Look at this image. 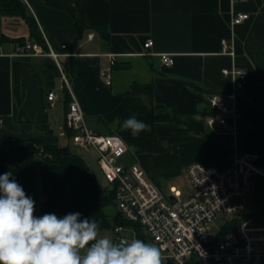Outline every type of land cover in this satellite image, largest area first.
<instances>
[{"label":"crops","instance_id":"obj_1","mask_svg":"<svg viewBox=\"0 0 264 264\" xmlns=\"http://www.w3.org/2000/svg\"><path fill=\"white\" fill-rule=\"evenodd\" d=\"M23 1L60 57L13 55L14 41L33 40L31 29L21 17H0L1 134L70 146L66 112L71 98L63 70L88 127L121 136L133 161L128 164H139L166 195L177 188L185 199L193 192L191 163L219 164L235 151L228 137L216 135L221 127L205 122L209 97L231 102L233 83L223 77L224 69L235 65L248 73V87L237 99L240 130L264 131V0H82L86 21L106 26L110 35L86 31L79 42L75 0ZM234 10L250 18L233 27ZM222 39L234 44V59L220 53ZM147 40L154 41L152 48L145 49ZM161 54L171 55L174 66H164ZM134 86L141 88L138 93L132 92ZM53 90L60 98L51 106L47 97ZM153 114L169 119L149 125ZM131 116L150 130L138 137L122 131ZM183 178L189 181L187 192ZM262 190L264 180H256L253 192ZM246 215L264 224V217Z\"/></svg>","mask_w":264,"mask_h":264},{"label":"built area","instance_id":"obj_2","mask_svg":"<svg viewBox=\"0 0 264 264\" xmlns=\"http://www.w3.org/2000/svg\"><path fill=\"white\" fill-rule=\"evenodd\" d=\"M249 18V14L234 10L232 26L241 25ZM153 45V40H147L144 47L149 49ZM66 47L63 45L62 49ZM12 50L17 56H46L55 60L60 57L45 36L43 43L35 40L13 42ZM220 53L234 59V44L222 39ZM161 62L166 67L175 64L169 54H161ZM114 64L115 60H112L111 65ZM61 72L71 98L66 112V134L80 154H96L105 180L115 189L117 210L126 221L143 228L148 241L160 248L163 263L264 264V224H257L246 215L247 201L252 196L255 181L264 180V156L242 152L238 147L239 123L243 114L237 99L238 93L248 87L247 72L235 65L222 71L223 77L233 83L229 95L231 102L226 103L219 95H212L208 99L210 112L205 118L210 128L219 126L224 130L216 135L228 137L235 145V151L219 164L191 163L187 172L193 192L185 199L177 188H172L171 195L163 193L139 164L120 163L129 151L125 140L118 135L98 134L88 127L69 79L63 70ZM59 98L55 90L47 97L51 106ZM220 216L226 218L224 226L214 231V224ZM123 230V227L114 229V240H127L122 235Z\"/></svg>","mask_w":264,"mask_h":264},{"label":"trees","instance_id":"obj_3","mask_svg":"<svg viewBox=\"0 0 264 264\" xmlns=\"http://www.w3.org/2000/svg\"><path fill=\"white\" fill-rule=\"evenodd\" d=\"M75 2L78 8L74 19L76 40L79 42L86 31L98 32L108 38V28L89 24L83 15L82 0ZM0 17L23 18L31 29L33 40L43 43L38 26L23 0H0ZM25 40L22 38L14 42ZM1 41L5 42V39ZM71 69L72 67L68 70ZM139 89L141 88L134 86L132 92L138 93ZM165 119L169 117L153 114L149 125ZM238 147L242 152L260 153L264 156V131L240 130ZM39 159L44 164L41 170L37 169ZM6 172H11V178L35 201L37 216L54 213L63 217L70 212H79L81 218L95 220L101 231L113 232L117 227L132 226L136 230V238L149 242L143 228L126 221L119 211L114 215L113 221H110L106 209L116 206L115 189L103 187L90 171L85 159L74 153L70 146H44L37 140H17L0 133V175ZM41 195L44 197L43 202Z\"/></svg>","mask_w":264,"mask_h":264},{"label":"clouds","instance_id":"obj_4","mask_svg":"<svg viewBox=\"0 0 264 264\" xmlns=\"http://www.w3.org/2000/svg\"><path fill=\"white\" fill-rule=\"evenodd\" d=\"M121 130L138 137L150 126L131 116ZM11 177L0 175V264H163L155 243L113 240L79 212L35 215V201Z\"/></svg>","mask_w":264,"mask_h":264},{"label":"rangeland","instance_id":"obj_5","mask_svg":"<svg viewBox=\"0 0 264 264\" xmlns=\"http://www.w3.org/2000/svg\"><path fill=\"white\" fill-rule=\"evenodd\" d=\"M70 147L73 150L74 153L79 154L78 149L72 144V142L70 143ZM81 155L87 165L90 168V171L92 172V174L94 175V177L96 178V180L105 188L110 189L111 185L105 180L103 173L98 165L97 162V156L95 153H89V152H84L79 154ZM40 161V159L37 162V169L41 170L43 169V162ZM132 163V159H131V155H127L124 159L120 160V163L123 165H127L128 163ZM156 169H159L156 167ZM182 183L185 187V191L187 192L189 190V181L186 178L182 179ZM188 188V189H187ZM252 197L251 199H248V204H247V209H246V213H252V214H256L259 217H264V190H262L261 192H256L254 191L252 193ZM43 195H41V200L43 202ZM117 208L116 206H110L106 209V213L110 219V221H113V217L114 215L117 213ZM226 218H224L223 216H220L219 219L215 222L214 224V231H218L221 230L223 228V224H224V220ZM261 219V218H260ZM123 232L122 235L125 236V238L127 240H131L136 238V230L132 227V226H126L123 227ZM101 235H108L109 237H111L114 240V235L112 231H101ZM167 263V262H164Z\"/></svg>","mask_w":264,"mask_h":264}]
</instances>
